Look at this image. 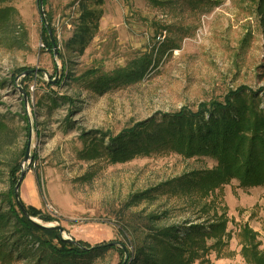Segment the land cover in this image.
Returning a JSON list of instances; mask_svg holds the SVG:
<instances>
[{"label":"rangeland","instance_id":"obj_1","mask_svg":"<svg viewBox=\"0 0 264 264\" xmlns=\"http://www.w3.org/2000/svg\"><path fill=\"white\" fill-rule=\"evenodd\" d=\"M77 1L43 0V15L39 0H0L11 13L0 27V119L7 126V136L0 138V193L9 187L11 157L30 138L32 160L21 162L28 170L20 196L54 218L39 220L59 225L65 236L91 246L114 243L132 252L134 240L130 243L118 217L122 204L133 193L212 168L216 161L157 147L113 162L106 149L109 136L102 133L116 135L149 118L161 121L162 114L182 107L196 110L199 103L222 100L241 85L264 88V36L251 0H104L98 30L78 54L65 48L78 15ZM46 26L57 36V54L43 44ZM59 52L70 74L58 85L63 71ZM18 68L34 70L33 78L17 75L13 80ZM120 72L137 80L112 81ZM25 90L29 97L23 104ZM92 148L98 150L94 157L88 154ZM157 193L130 212L159 215L156 225H176L181 237L188 225L212 221L214 212L204 211V202L219 209L218 215L227 207L225 240L193 264H247L239 237L245 224L257 232L264 251V186L243 187L232 179L201 203L175 186ZM133 260L108 248L82 264ZM13 264L36 261L19 256Z\"/></svg>","mask_w":264,"mask_h":264},{"label":"trees","instance_id":"obj_2","mask_svg":"<svg viewBox=\"0 0 264 264\" xmlns=\"http://www.w3.org/2000/svg\"><path fill=\"white\" fill-rule=\"evenodd\" d=\"M251 1L259 30L264 36V0ZM103 4L104 0L77 1L78 15L72 35L65 42L66 50L84 53L98 30L99 20L103 15ZM10 14V9L0 5V27L9 20ZM42 41L54 54L53 42L58 46V40L55 34L54 37L50 35L47 26L42 29ZM59 58L63 59V71L58 85L70 74L61 52ZM26 71V68L16 69L13 80L17 75H25L23 78L27 80L33 78L34 70L29 73ZM86 76L79 79L84 80L83 77ZM111 80L134 82L137 78L132 73L120 72ZM25 94L29 97L28 90H25ZM263 96V87L253 90L241 85L235 90H230L222 100L212 99L199 103L196 110L182 107L174 113L162 114L161 121L149 118L136 122L116 135L102 133L109 136L106 149L113 162L124 161L137 154H147L157 147L169 148L185 157L205 156L216 161L212 168L184 173L157 187L133 193L122 204L118 217L123 224V230L125 228L128 231L126 233L131 238L130 243L134 240L132 245L135 249L132 252L124 245L119 247L114 243L91 246L80 240H62L57 227L39 226L23 213L15 200L14 187L21 174V162L24 160L27 146L25 143L21 153L11 157L8 164L9 187L0 193V262L13 264L19 256H29L36 264H48L50 260L54 264H82L85 259L94 258L108 248L116 249L127 261L133 257L132 264H193L197 259H201L226 238V206L222 207L223 211L218 215L219 209H212L210 203L204 202L201 208L214 212L213 217H210L212 221L208 225H188L182 230L183 237L176 225H156L161 218L159 215L149 214L143 217L139 213L130 212L131 208L143 201L155 199L157 191L165 187H179L192 201L201 203L232 179H237L243 187L264 186ZM22 99L24 104V94ZM65 100L69 102L68 98ZM70 109L72 113V106ZM23 120L29 129L26 113ZM6 132L7 126L0 119V138H5ZM103 136L100 141H103ZM94 148L88 152L89 156L94 157L97 154L98 150ZM36 179L40 188L37 174ZM20 199L29 216L44 222L54 221L53 217L46 215L40 208L26 204ZM239 237L242 245L241 255L246 263L264 264V251L260 249L257 232L245 224L240 229ZM209 239L214 240L211 245L207 244Z\"/></svg>","mask_w":264,"mask_h":264},{"label":"water","instance_id":"obj_3","mask_svg":"<svg viewBox=\"0 0 264 264\" xmlns=\"http://www.w3.org/2000/svg\"><path fill=\"white\" fill-rule=\"evenodd\" d=\"M39 8H40V11L41 13L44 15V5H43V0H39ZM53 49H54V54H57V44L55 42H53ZM31 72V70H28L26 71V73H29ZM24 94V97H25V103L27 101V96L25 93ZM30 148H31V141H30V138H29V141L27 143V147H26V153H25V157H24V162H27V161H31L32 160V156L30 155ZM28 170V167L27 169H22L21 170V174L19 176V179L17 181V183L15 184V187H14V195H15V200L17 202V204L19 205V207L22 209L23 213L29 217V219H31L32 221H34L37 225L39 226H42V227H57L59 230H60V233H61V239L62 240H65V241H73L72 238L70 237H67L63 234L64 232V229L59 226V225H53V224H44L42 223L41 221H39L38 219L36 218H33L31 216L28 215L27 211L25 210L24 206H23V203L21 201V197H20V188H21V185H22V182L24 180V177H25V174H26V171Z\"/></svg>","mask_w":264,"mask_h":264},{"label":"built area","instance_id":"obj_4","mask_svg":"<svg viewBox=\"0 0 264 264\" xmlns=\"http://www.w3.org/2000/svg\"><path fill=\"white\" fill-rule=\"evenodd\" d=\"M48 211L50 212V213H52V214H56V209L53 207V206H49L48 207Z\"/></svg>","mask_w":264,"mask_h":264}]
</instances>
